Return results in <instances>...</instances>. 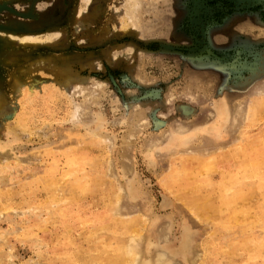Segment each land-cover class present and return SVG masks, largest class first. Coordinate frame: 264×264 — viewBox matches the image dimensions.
<instances>
[{
	"label": "rangeland",
	"instance_id": "rangeland-1",
	"mask_svg": "<svg viewBox=\"0 0 264 264\" xmlns=\"http://www.w3.org/2000/svg\"><path fill=\"white\" fill-rule=\"evenodd\" d=\"M1 32L36 42L0 44V264H264V0H0Z\"/></svg>",
	"mask_w": 264,
	"mask_h": 264
},
{
	"label": "bare ground",
	"instance_id": "bare-ground-1",
	"mask_svg": "<svg viewBox=\"0 0 264 264\" xmlns=\"http://www.w3.org/2000/svg\"><path fill=\"white\" fill-rule=\"evenodd\" d=\"M3 33H4V31H2ZM2 32L0 33V44L1 43H3V45H8V44H11L10 42H8V41H5V34H2ZM6 32V31H5ZM7 36L6 37H8V33L6 34ZM11 39H18V41L20 42V43H25V42H29V40L31 41V42H36V38L34 37V36H32L31 34H24V35H20V36H17V35H10L9 36ZM8 37V38H9ZM35 39V40H34ZM125 51V50H124ZM10 56H12V55H14V54H12V52L11 53H8ZM8 54H6L8 57H9V55ZM12 54V55H11ZM5 56V55H4ZM44 56V55H43ZM14 58H15V55L13 56ZM12 57V58H13ZM11 57L8 59L9 61H7V59H6V56H5V59H6V61L7 62H9V63H12V61H11V59H12ZM13 58V59H14ZM16 60H17V58H15ZM11 61V62H10ZM6 62V63H7ZM25 62V61H24ZM21 63V62H20ZM8 64V63H7ZM9 65V64H8ZM21 64H19V66H20ZM23 66H24V64H23ZM11 67V66H10ZM13 67V66H12ZM11 67V68H12ZM22 67V66H21ZM16 68V67H15ZM17 68H18V66H17ZM11 76H12V78L14 79V80H17V77H16V75L15 74H11ZM14 76V77H13ZM17 82V81H16ZM17 84H21V83H17ZM22 85V84H21ZM24 85V84H23ZM16 85L14 84V87H15ZM15 88H17V87H15ZM1 98V97H0ZM1 104V103H0ZM0 108H1V106H0ZM76 156V155H75ZM69 158V157H68ZM79 159V158H78ZM87 159V158H86ZM70 161V160H69ZM76 161V160H75ZM68 162V161H67ZM184 163V162H183ZM78 164V163H77ZM72 169V168H71ZM75 171V170H74ZM73 171V172H74ZM85 175V174H84ZM89 177H91V176H89ZM174 177H176V176H174ZM87 179V178H86ZM93 179V178H92ZM171 179V178H170ZM181 181V180H180ZM175 182V181H174ZM91 183V182H90ZM170 183V182H169ZM89 184V183H88ZM173 184V183H172ZM200 185H202V182H200ZM185 192H187L186 190H184ZM183 192V191H182ZM196 192V191H195ZM180 193V192H179ZM183 194H184V192H183ZM182 194V195H183ZM194 194V193H193ZM184 198H185V196H184ZM204 200V199H203ZM204 202L206 203V202H208V199H205L204 200ZM231 204V203H230ZM231 208V207H230ZM229 211V210H228ZM226 214V213H225ZM235 215V214H234ZM93 218V217H92ZM116 219V218H115ZM112 220V219H111ZM131 220V219H130ZM96 221V220H95ZM116 221V220H115ZM135 221V220H134ZM128 223H130V221L128 222ZM117 225V224H116ZM112 227V226H111ZM131 227V226H130ZM119 230V229H118ZM124 230V229H123ZM125 230H126V228H125ZM113 231H114V229H113ZM117 231V230H116ZM116 233H118V232H116ZM132 240V239H131ZM136 240V239H135ZM133 241H134V238H133ZM132 241V242H133ZM117 242V241H116ZM139 241L137 240V243H138ZM261 242V241H260ZM114 243V242H113ZM112 243V244H113ZM137 243H136V241H135V245L137 246ZM262 243H264V242H262ZM120 244H122L121 243V241H120ZM105 245V244H104ZM123 245V244H122ZM128 245H132V244H128ZM135 245H133V246H135ZM256 245V244H255ZM255 245H254V248H256L255 247ZM262 245V244H261ZM260 245V246H261ZM125 246V245H124ZM123 246V247H124ZM133 246H131V247H133ZM136 246L135 247H133V248H135L136 249ZM128 247V246H127ZM108 248V247H107ZM112 248H113V246H112ZM117 248H118V246H117ZM126 248V247H125ZM132 248V249H133ZM259 248V247H258ZM121 249V248H120ZM123 249V248H122ZM130 249V250H129ZM99 250V249H98ZM104 250V249H103ZM128 252H131V248L130 247H128ZM133 251H135V250H133ZM98 252H100V251H98ZM115 252H119V251H115ZM124 252H125V250L123 249V251L121 252V255L124 257L125 255H124ZM136 252V251H135ZM251 252V251H250ZM254 253H255V251H254ZM92 254H94V253H92ZM132 254V253H131ZM99 255H101V254H99ZM134 255V254H133ZM132 255V256H133ZM77 258V257H76ZM119 259H120V256H104L103 257V262H104V264H118V262H119ZM79 260V259H78ZM71 261V260H70ZM74 261V260H73ZM72 261V262H73ZM124 261V260H123ZM75 263V262H74ZM79 264V263H78ZM87 264V263H86ZM134 264H138V262H137V260H135L134 261Z\"/></svg>",
	"mask_w": 264,
	"mask_h": 264
}]
</instances>
